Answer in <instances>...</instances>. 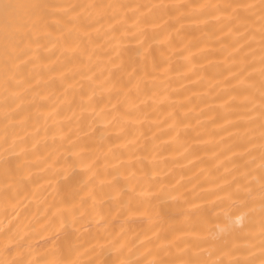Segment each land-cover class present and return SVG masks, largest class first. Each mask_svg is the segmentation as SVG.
Segmentation results:
<instances>
[{"label": "bare ground", "instance_id": "bare-ground-1", "mask_svg": "<svg viewBox=\"0 0 264 264\" xmlns=\"http://www.w3.org/2000/svg\"><path fill=\"white\" fill-rule=\"evenodd\" d=\"M7 2L0 264H264V0Z\"/></svg>", "mask_w": 264, "mask_h": 264}, {"label": "snow or ice", "instance_id": "snow-or-ice-1", "mask_svg": "<svg viewBox=\"0 0 264 264\" xmlns=\"http://www.w3.org/2000/svg\"><path fill=\"white\" fill-rule=\"evenodd\" d=\"M16 7H18V5H14L10 2H7V0H0V9L3 10L4 14H5V18L7 19L8 15L10 14V11L15 9ZM33 7H40L39 5H34ZM83 218V214H81V217ZM240 217H237V220H239ZM76 221V217L73 216V223ZM88 264H93V261H89ZM102 264H106V262H102ZM119 264H131V262L128 261H120ZM138 264V262H137ZM153 264H156V262L154 261Z\"/></svg>", "mask_w": 264, "mask_h": 264}]
</instances>
